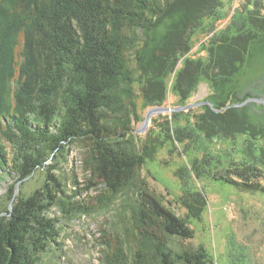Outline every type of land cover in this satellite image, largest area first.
I'll return each instance as SVG.
<instances>
[{"label":"trees","instance_id":"trees-1","mask_svg":"<svg viewBox=\"0 0 264 264\" xmlns=\"http://www.w3.org/2000/svg\"><path fill=\"white\" fill-rule=\"evenodd\" d=\"M230 1L0 0L1 17L25 40L14 79L4 69L0 33V109L10 98L7 82L16 80L10 113L0 111V183L10 202L0 208V264H42L62 244L55 210L71 220L109 212L119 201L113 227L126 239L104 242L102 264L210 263L204 246L184 244L208 203L196 179L264 195V127L248 114L252 94H237L240 68L253 63L250 48L264 50V0H246L232 13ZM205 83L207 97L191 103ZM171 95L179 98L173 108L206 104L161 117V141L152 129L156 143L140 146L133 134L139 99L150 109ZM75 146L86 191L100 192L93 208L79 205L80 192L70 193L61 177ZM165 149L186 157L175 171L185 217L142 175ZM39 169L49 171L44 185L17 194Z\"/></svg>","mask_w":264,"mask_h":264},{"label":"rangeland","instance_id":"rangeland-1","mask_svg":"<svg viewBox=\"0 0 264 264\" xmlns=\"http://www.w3.org/2000/svg\"><path fill=\"white\" fill-rule=\"evenodd\" d=\"M245 1L231 0L228 12L232 13ZM0 24H2L0 27L1 38L4 39L2 46L8 48L4 69L9 68L8 74L17 79L19 78V69L23 63L25 53L23 31L18 33L17 30L13 33L9 23L6 20L4 21L1 15ZM225 24H227V21L222 26ZM259 47V45H256L254 48H250L253 54V63L249 66L248 64L242 66L239 70L241 74L237 76L241 78V82L238 83V86L243 89V94L240 89H238L237 94L240 96V100L247 93L252 94V99L254 97L261 99L258 100L255 106L250 104L248 114L253 115L254 119H252V116L250 117L255 125L264 127V50L261 51ZM196 49H194V52ZM192 55L195 56L196 53H192ZM15 83L16 80L12 82V79L7 82L8 91L10 90L11 93H9L10 98H5L3 101L4 105L0 109L4 112L3 114L8 115L10 113L11 108L7 104L12 102L10 100L14 94ZM208 94L209 85L205 83L190 102L202 101ZM250 101L251 103L254 102ZM178 103L179 98L171 95L164 106L155 107L168 110L151 114L147 121L148 112L154 108L144 109L143 103L139 99L138 113L135 115L136 117L134 116L133 123V134L136 143L144 147L147 145L153 147L152 142L156 143V137L157 141H161L162 134L158 135L161 132L159 131V125L165 124V120L161 117L176 112L172 109ZM168 116L170 117V115ZM154 119H157V121H154ZM152 129H154L155 133L153 135H157L156 137H150ZM179 145L183 147V145ZM180 151H182L181 148ZM82 153L81 148L78 146L70 148L68 162L62 166L64 172H62L61 177L69 185L70 193L80 192V195L78 194L77 199H75L80 202L79 205L93 208L96 203L95 199L100 192L95 190L86 191L88 182H86L87 175L82 166ZM179 155V153L170 155L167 149L160 151L156 154L154 160L148 159L142 175L149 181L152 189L165 197L166 204L172 205L179 215L185 217L187 211L177 205L179 204L177 201L183 194V187L175 177V171L182 166L184 160L186 161L185 156L183 159ZM48 174L47 169H39L30 178L22 182L19 181L21 185H17V194L21 192V196H29L44 185ZM76 180L81 186H75ZM8 181L13 183L11 178ZM195 184L199 191H204L208 203L203 211L202 221H193L190 225L195 230L194 239L187 240L184 244L195 249L204 246L210 256L209 264H264V195L242 193L228 184L213 179H203L200 182L196 179ZM8 197L7 185L0 183V208L3 209L9 205ZM122 204L123 202L119 201L114 208L106 213L97 212L89 216H76L71 220L62 217V214L55 210L53 216L61 219L62 244L57 248L52 247V250L43 256L42 264H102L104 242L126 239V234L120 226L117 228L118 231L114 230L113 227L118 220L116 215ZM105 233H107V236H104ZM62 247L63 250H61Z\"/></svg>","mask_w":264,"mask_h":264},{"label":"water","instance_id":"water-1","mask_svg":"<svg viewBox=\"0 0 264 264\" xmlns=\"http://www.w3.org/2000/svg\"><path fill=\"white\" fill-rule=\"evenodd\" d=\"M252 101H254L253 99H251ZM202 104H206V102H203V103H198V104H192V105H189V106H185V107H179V108H174L172 109V111H180V110H184V111H188L189 109H191L192 107L196 106V105H202ZM212 105V104H211ZM167 111L168 109H162V108H154V109H151L148 114H147V121L149 120L150 118V115L155 113V112H164V111Z\"/></svg>","mask_w":264,"mask_h":264},{"label":"flooded vegetation","instance_id":"flooded-vegetation-1","mask_svg":"<svg viewBox=\"0 0 264 264\" xmlns=\"http://www.w3.org/2000/svg\"><path fill=\"white\" fill-rule=\"evenodd\" d=\"M253 100H254L253 104H254V106H255V105H257L258 100H261V99H260V98H257V97H254ZM262 102H263V101H262Z\"/></svg>","mask_w":264,"mask_h":264}]
</instances>
